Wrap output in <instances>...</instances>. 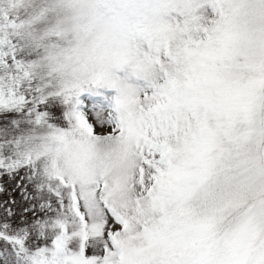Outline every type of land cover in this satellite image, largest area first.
<instances>
[{"label":"snow or ice","instance_id":"1","mask_svg":"<svg viewBox=\"0 0 264 264\" xmlns=\"http://www.w3.org/2000/svg\"><path fill=\"white\" fill-rule=\"evenodd\" d=\"M0 264H264V0H0Z\"/></svg>","mask_w":264,"mask_h":264}]
</instances>
